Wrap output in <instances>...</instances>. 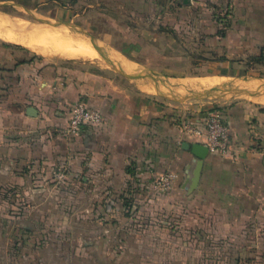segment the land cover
<instances>
[{
    "label": "crops",
    "instance_id": "crops-1",
    "mask_svg": "<svg viewBox=\"0 0 264 264\" xmlns=\"http://www.w3.org/2000/svg\"><path fill=\"white\" fill-rule=\"evenodd\" d=\"M71 1L73 5L67 3ZM80 2L63 0L67 16L63 23L81 18L76 10L69 14ZM115 4L125 14H116ZM222 5L229 8L230 19L219 37L218 26L206 12ZM88 6L97 7L107 23L105 30L91 23L84 31L96 54L86 57L91 58L88 64L48 63L23 47L29 54L24 59L0 53V195L9 187L19 191L13 185L19 162L33 163L36 156L53 152L73 158L75 172L84 166L81 172L89 176L90 193L97 199L109 195L99 202L105 212L119 209L123 197L134 193L141 194L138 204L146 207L152 197L143 195L140 186L152 190L150 181L173 173L171 189L148 200L154 202L155 215L170 214L175 228H186L201 241L232 243L227 256L235 264L248 263L264 247V78L236 76L227 70L233 63L223 58L202 57L181 64L198 67L193 73L178 74L172 67L178 66V51L185 44L178 39L183 19L191 23L199 18L195 46L228 53L257 50L264 41V0H91ZM122 16L129 23L119 20ZM159 38L169 43L161 44ZM149 52L153 57H145ZM150 58L160 67L147 68ZM212 66L224 69L211 72ZM77 101L100 111L102 121L82 127L65 141L60 132L64 133L69 107ZM28 107L35 108V117L26 115ZM213 107L221 109L231 128V149L224 156L206 155L192 189L188 179L197 158L182 144H201V140L185 135L181 125L202 119ZM35 134L42 135L41 144ZM108 204L113 207L105 208ZM4 206L0 201V210ZM178 239L170 235L165 241ZM3 240L7 238L0 240V264H26L33 258L22 241L13 249L16 260L8 262L11 253ZM154 241L162 240L154 237ZM153 251L151 255L141 249L137 257H153L155 264H163V258L177 255L168 246ZM120 253L129 257L130 250Z\"/></svg>",
    "mask_w": 264,
    "mask_h": 264
},
{
    "label": "rangeland",
    "instance_id": "rangeland-1",
    "mask_svg": "<svg viewBox=\"0 0 264 264\" xmlns=\"http://www.w3.org/2000/svg\"><path fill=\"white\" fill-rule=\"evenodd\" d=\"M90 1L81 0L73 7L69 14L76 10L81 12L82 16L65 24L63 22L67 16L61 7L63 0H0V15L10 22L0 24V33H7L9 37L17 38L29 46L0 39V53L9 52L12 56L16 54L15 59L19 60L29 57V54L22 50L25 49L34 53L33 57L48 63L88 64L91 58L59 56L56 53L68 51V48L76 50L79 42L90 45L89 35L84 31L90 30L91 23L99 24L102 29H106L107 23L99 16L97 7L88 6ZM67 3L73 5L72 1ZM113 7L119 16L125 14L121 5L115 4ZM206 15L218 26L217 35L223 36L229 24V8L222 5L220 9H209ZM119 20L129 23L125 16ZM74 23L78 24L77 27ZM186 24L189 26L186 27ZM199 24V18L197 22L194 20L187 23V20L183 19L180 23L179 27L183 32H180L178 39L185 44L183 49L178 51V66L172 67L178 74L193 73L194 69L198 68L191 64L181 65L185 61L190 63L202 57H209L228 59L233 65L227 67V70L236 76L264 78V41L255 51L247 49L228 53L221 49H206L194 45L196 42L193 39L199 37L194 27ZM187 30L190 34L186 33ZM117 41H121L120 37ZM157 41L161 44L169 43L168 39L163 38ZM32 46L38 47L46 54L33 51ZM188 54L192 56L189 57ZM149 56L153 57L150 52L149 55H145ZM188 57L191 60H188ZM150 59L151 65L147 68L151 70L160 67L154 65V59ZM235 62L238 65H235ZM212 67L211 72L224 69L219 66ZM165 68L170 70L169 66ZM61 132L60 135L62 134L65 141L73 138L65 131ZM41 139L42 135H36V142L41 144ZM39 149L41 151V147ZM74 165L73 158L65 159L54 152L50 155L36 156L33 163H18V174L15 179L17 182L13 185L18 187L19 191L14 193L10 191L13 188L9 187L7 193L0 195V201L5 205L0 210V230L2 228L0 240L3 237L7 238V241H3L8 243L7 253H11L7 257L8 262L16 260L13 257V249L20 247L22 241H26L25 250L33 256L27 259L26 264H155L153 257H137L138 251L146 249L153 255V249H162V246L163 248L168 246L169 250L177 253L172 259L163 258V264H235L234 259L226 254L233 249L232 243L218 240L210 243L201 241L197 235L193 238L188 229L175 228L173 221L169 219L170 214L155 215L157 210L154 209V202L148 200L154 199L155 196L160 198V193H164L158 190L155 183L159 176L150 181L152 190L140 186L143 187L140 190L143 195L147 198L152 197L147 199L146 207L145 204H138L142 198L141 194L134 193L120 198L122 201L119 209L116 207L105 212L99 202L107 201L109 195L95 198L89 191L88 174L84 175V172H81L84 166L77 167L80 172H75ZM88 168L89 166L86 170ZM57 173H61L62 176L57 177L55 175ZM167 173L169 172L162 175ZM80 187L83 188L82 191ZM170 235L180 240H174L175 243L166 242L165 239L167 240ZM154 237H161L162 241L155 242ZM127 249L130 250L129 257L120 253ZM259 251L261 253L248 259L249 262L246 264H264V247L262 246Z\"/></svg>",
    "mask_w": 264,
    "mask_h": 264
},
{
    "label": "built area",
    "instance_id": "built-area-1",
    "mask_svg": "<svg viewBox=\"0 0 264 264\" xmlns=\"http://www.w3.org/2000/svg\"><path fill=\"white\" fill-rule=\"evenodd\" d=\"M102 121V115L97 109L87 106L83 101H77L69 110V116L65 133L76 136L82 127L98 126ZM182 132L192 138L200 139L208 153L220 156L227 155L231 149V128L225 122L223 113L219 107H213L207 111L200 120H187L181 125ZM61 177V173L55 174ZM176 178L173 173L160 175L155 183L160 192L171 189Z\"/></svg>",
    "mask_w": 264,
    "mask_h": 264
},
{
    "label": "water",
    "instance_id": "water-1",
    "mask_svg": "<svg viewBox=\"0 0 264 264\" xmlns=\"http://www.w3.org/2000/svg\"><path fill=\"white\" fill-rule=\"evenodd\" d=\"M184 2H188V0H184ZM26 115L30 117H35L37 115V111L33 107H28L26 109ZM182 146L185 149H189L191 154L197 158V161L193 168L192 175L188 179L190 187L194 189L197 187L199 176H200V171L202 167V162L204 158L206 157V155L208 154V150L205 146L198 144V143L189 144V143L184 142ZM188 180H187V183H188Z\"/></svg>",
    "mask_w": 264,
    "mask_h": 264
},
{
    "label": "bare ground",
    "instance_id": "bare-ground-1",
    "mask_svg": "<svg viewBox=\"0 0 264 264\" xmlns=\"http://www.w3.org/2000/svg\"><path fill=\"white\" fill-rule=\"evenodd\" d=\"M2 17L3 16L0 15V24L1 25L6 24V23H9L10 24V22H9L8 19H4ZM0 38L4 39L6 41L16 42V43H19V44H26L25 42L20 41L17 38H11V37H9L7 33H3V34L0 33ZM32 48L35 49L36 51L42 53V54H46V52L42 51L38 47H33L32 46ZM56 54H58L59 56L62 55V56H66V57H70V56L71 57H73V56L75 57V56H79V55H81L80 57H82V56H84V57H87V56H94V57H96L93 49L91 48V46L88 45V44H85V43H79L78 44V48L76 50L68 48V51H65V50L64 51H59Z\"/></svg>",
    "mask_w": 264,
    "mask_h": 264
},
{
    "label": "trees",
    "instance_id": "trees-1",
    "mask_svg": "<svg viewBox=\"0 0 264 264\" xmlns=\"http://www.w3.org/2000/svg\"><path fill=\"white\" fill-rule=\"evenodd\" d=\"M109 207H111V208H112V207H113V205L111 206L110 204H108V205H107L105 208H109Z\"/></svg>",
    "mask_w": 264,
    "mask_h": 264
}]
</instances>
